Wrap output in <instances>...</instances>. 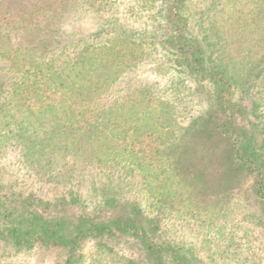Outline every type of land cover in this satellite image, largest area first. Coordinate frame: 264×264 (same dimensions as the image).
Returning <instances> with one entry per match:
<instances>
[{
	"label": "rangeland",
	"instance_id": "rangeland-1",
	"mask_svg": "<svg viewBox=\"0 0 264 264\" xmlns=\"http://www.w3.org/2000/svg\"><path fill=\"white\" fill-rule=\"evenodd\" d=\"M10 3L16 14L24 7L32 26L47 24L56 10L62 38L40 45L39 79L29 78L25 96L0 101V197L10 205L36 198L70 221L124 214L127 202H137L160 220L158 241L184 247L201 264H264V215L252 177L234 194H185L172 157L162 155L213 95L166 44L167 0H0ZM33 4L42 9L29 15ZM183 14L209 64L232 72L239 124L264 137V75L254 79L264 60V0H187ZM67 256L0 239V264H63ZM75 264L149 262L137 240L119 236L84 241Z\"/></svg>",
	"mask_w": 264,
	"mask_h": 264
},
{
	"label": "trees",
	"instance_id": "trees-1",
	"mask_svg": "<svg viewBox=\"0 0 264 264\" xmlns=\"http://www.w3.org/2000/svg\"><path fill=\"white\" fill-rule=\"evenodd\" d=\"M186 1L167 0L169 34L166 44L180 57L189 75L213 87V95L208 111L184 128L162 155L172 157L169 166L175 182L186 187L185 194H234L247 177H252L255 201L264 215V137L259 136L260 130L252 131L238 122V114L243 112V108L232 101L235 85L232 72L222 65L209 64L211 57H208L203 43L188 36L187 20L183 14ZM20 5L17 6L20 9L17 14L11 3L0 5V64H4L0 66V101L7 97L25 96L23 87L25 90L33 87L28 82L29 78L39 79L37 72L42 66L34 60L37 52L44 46L54 47L62 38L59 36L60 26L54 23L56 10L47 12V24L32 26L21 15L25 10ZM32 8L29 15L42 9L36 4ZM49 13L53 14L52 21ZM16 31L19 34H15ZM16 37H19V43L14 39ZM36 40L37 45L31 46ZM28 41L30 44L26 45ZM55 57L54 53L48 58L50 64H46L47 67ZM254 75V79L264 75V60ZM36 80L34 84H38ZM113 200L106 199L105 207H114ZM7 201L6 196L0 197V239L17 249H29L36 244L65 249L68 256L63 264H75L84 241L119 236L137 240L149 264H201L184 247L158 241L160 220L154 214L148 216L137 202H127L124 214L109 218L81 215L70 221L45 212L41 207L43 201L36 198L20 199L18 204L11 205ZM49 205L47 203L46 206Z\"/></svg>",
	"mask_w": 264,
	"mask_h": 264
}]
</instances>
